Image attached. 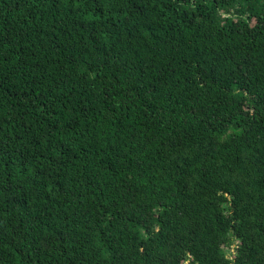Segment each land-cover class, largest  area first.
<instances>
[{"label":"trees","instance_id":"obj_1","mask_svg":"<svg viewBox=\"0 0 264 264\" xmlns=\"http://www.w3.org/2000/svg\"><path fill=\"white\" fill-rule=\"evenodd\" d=\"M0 264H264V0H0Z\"/></svg>","mask_w":264,"mask_h":264}]
</instances>
